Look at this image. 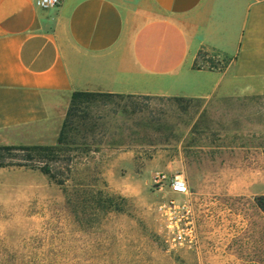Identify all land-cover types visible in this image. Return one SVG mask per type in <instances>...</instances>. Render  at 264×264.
<instances>
[{
	"label": "rangeland",
	"instance_id": "obj_1",
	"mask_svg": "<svg viewBox=\"0 0 264 264\" xmlns=\"http://www.w3.org/2000/svg\"><path fill=\"white\" fill-rule=\"evenodd\" d=\"M208 58L230 65L207 51L193 67L210 69ZM87 110L103 136L73 161L66 190H103L120 210L74 209L39 171L0 168V264H264V93L98 98ZM158 173L182 174L188 193L157 190ZM170 200L188 205L192 244L179 243Z\"/></svg>",
	"mask_w": 264,
	"mask_h": 264
},
{
	"label": "crops",
	"instance_id": "obj_2",
	"mask_svg": "<svg viewBox=\"0 0 264 264\" xmlns=\"http://www.w3.org/2000/svg\"><path fill=\"white\" fill-rule=\"evenodd\" d=\"M34 2L0 0V143L23 131L44 138L37 144L53 143L77 91L264 93V0ZM199 49L230 65L193 67Z\"/></svg>",
	"mask_w": 264,
	"mask_h": 264
},
{
	"label": "trees",
	"instance_id": "obj_3",
	"mask_svg": "<svg viewBox=\"0 0 264 264\" xmlns=\"http://www.w3.org/2000/svg\"><path fill=\"white\" fill-rule=\"evenodd\" d=\"M204 51V52H203ZM207 54V50L199 49L195 60ZM210 69L214 68L213 61L208 58ZM147 97L113 93L73 92L62 120L56 140L51 145L45 144H6L0 145V168H26L37 170L48 177L62 189L67 203L76 209L80 205L90 209L106 212L119 211L116 200L103 190H92L87 198H82L79 189H73L69 194L65 181L71 170V164L81 154L89 151L92 145H99L103 134L99 130L100 116H93L87 110L89 105L98 98H116L127 100ZM119 197H116L118 199ZM120 200L122 198H119ZM256 206L264 214V196L255 199Z\"/></svg>",
	"mask_w": 264,
	"mask_h": 264
},
{
	"label": "built area",
	"instance_id": "obj_4",
	"mask_svg": "<svg viewBox=\"0 0 264 264\" xmlns=\"http://www.w3.org/2000/svg\"><path fill=\"white\" fill-rule=\"evenodd\" d=\"M34 3L40 8L57 7L60 4V0H35ZM153 184L159 191L167 189L171 194L186 195L188 193L187 180L182 174L166 175L158 173L153 177ZM167 207L171 208L170 213H174L177 219L175 222V233L179 243L192 244L195 241V232L188 205L186 203L175 204L170 200Z\"/></svg>",
	"mask_w": 264,
	"mask_h": 264
}]
</instances>
